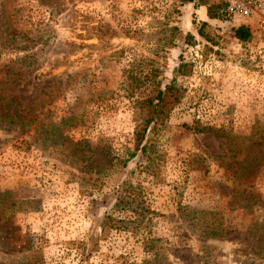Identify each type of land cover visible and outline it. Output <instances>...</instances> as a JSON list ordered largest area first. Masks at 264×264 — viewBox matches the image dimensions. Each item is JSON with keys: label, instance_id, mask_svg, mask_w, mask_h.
Returning a JSON list of instances; mask_svg holds the SVG:
<instances>
[{"label": "rangeland", "instance_id": "374dc122", "mask_svg": "<svg viewBox=\"0 0 264 264\" xmlns=\"http://www.w3.org/2000/svg\"><path fill=\"white\" fill-rule=\"evenodd\" d=\"M214 1L0 0V264H264V21Z\"/></svg>", "mask_w": 264, "mask_h": 264}, {"label": "trees", "instance_id": "16d2710c", "mask_svg": "<svg viewBox=\"0 0 264 264\" xmlns=\"http://www.w3.org/2000/svg\"><path fill=\"white\" fill-rule=\"evenodd\" d=\"M182 1L186 3H193L197 0ZM225 8V1H214L208 7V17L212 19H221L224 17ZM204 25H206V23L203 24V26ZM200 32H202V28L199 29V33ZM190 36L191 35H189V37ZM235 36L241 41H247L251 37V32L248 28L240 26L235 29ZM149 66L150 69L147 72H139L138 75H134L133 72L130 71L128 76V78L131 79L130 83L133 85V88L137 89L136 91H132V96H137L136 103L142 115V123L137 129L138 144L136 145V151L131 154L132 157L136 156L138 150L144 153L148 151L149 140L144 141L148 128L152 125L164 124L169 117L171 110L183 96V91L177 86L175 80L163 87L162 82L159 79L161 75L160 67L154 63H151ZM176 71L179 74L189 72L187 65L184 63H181L177 67ZM138 90H140L139 93L137 92ZM18 116L22 117V115ZM123 223H125V220L116 219L111 215H107L103 221L102 229L107 231V228L112 226H121Z\"/></svg>", "mask_w": 264, "mask_h": 264}, {"label": "built area", "instance_id": "2783aa9c", "mask_svg": "<svg viewBox=\"0 0 264 264\" xmlns=\"http://www.w3.org/2000/svg\"><path fill=\"white\" fill-rule=\"evenodd\" d=\"M226 14L240 22L252 17H260L264 21V0H225Z\"/></svg>", "mask_w": 264, "mask_h": 264}, {"label": "crops", "instance_id": "0c3cea01", "mask_svg": "<svg viewBox=\"0 0 264 264\" xmlns=\"http://www.w3.org/2000/svg\"><path fill=\"white\" fill-rule=\"evenodd\" d=\"M201 13H202L203 16H204V14L207 16L208 15L207 8L202 7Z\"/></svg>", "mask_w": 264, "mask_h": 264}]
</instances>
